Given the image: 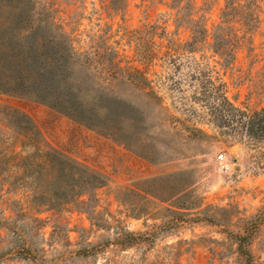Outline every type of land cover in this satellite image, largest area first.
Segmentation results:
<instances>
[{
	"label": "rangeland",
	"instance_id": "obj_1",
	"mask_svg": "<svg viewBox=\"0 0 264 264\" xmlns=\"http://www.w3.org/2000/svg\"><path fill=\"white\" fill-rule=\"evenodd\" d=\"M34 1L156 98L109 88L120 143L0 92V264H264V0Z\"/></svg>",
	"mask_w": 264,
	"mask_h": 264
},
{
	"label": "trees",
	"instance_id": "obj_2",
	"mask_svg": "<svg viewBox=\"0 0 264 264\" xmlns=\"http://www.w3.org/2000/svg\"><path fill=\"white\" fill-rule=\"evenodd\" d=\"M36 4L34 0H0V92L44 103L89 129L125 143L121 138L124 102L107 91L126 80L135 87L140 82L146 86L145 97L154 99L151 82L137 69L121 66L117 52L110 50L104 38L87 36L88 46L77 47V32L70 22L56 19L50 8ZM124 75L129 78L124 79ZM128 108L136 110L134 105ZM25 126L36 129L27 115ZM65 159L70 170L81 166ZM62 162L57 165L60 174L67 171ZM81 195L79 192L59 201L77 203Z\"/></svg>",
	"mask_w": 264,
	"mask_h": 264
}]
</instances>
